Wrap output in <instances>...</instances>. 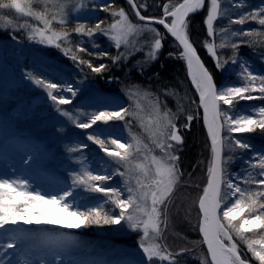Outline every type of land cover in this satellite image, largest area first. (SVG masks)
I'll return each instance as SVG.
<instances>
[{
	"label": "snow or ice",
	"instance_id": "snow-or-ice-1",
	"mask_svg": "<svg viewBox=\"0 0 264 264\" xmlns=\"http://www.w3.org/2000/svg\"><path fill=\"white\" fill-rule=\"evenodd\" d=\"M243 2L244 0H232L234 6H239ZM88 3L93 5L92 10L98 7L100 11L111 12L114 22L107 28H102L103 21L97 22L94 27L77 21L72 31L81 37L89 38L100 32L114 42L117 50L123 45L126 51H118L117 56L112 57L113 63L128 59L132 52L144 50V44L148 45V50L143 64L157 60L163 47L164 34L152 25H162L178 45L179 50L169 55L184 61L187 76L199 97L197 116L187 114L184 127L189 128L202 109L203 125L210 140L206 182L196 201L198 221L194 225L202 237L198 243L206 245L207 248V256L201 258L200 264H250L249 260L243 258L237 241L246 245L247 251L258 261V264H264V235L260 239H250L245 235L256 229H264V151H254L246 139L233 135L252 133L257 129L264 131V106L258 108L256 118L231 111L237 99H264V75L253 74L247 62L238 61L234 54L231 63L239 64L241 70L237 75L247 83L239 86L228 83L217 87L212 73L205 66L188 33L190 14L203 10L207 3L205 23L207 36L212 39H205L203 47L215 61L216 68L224 71L228 60H222L217 48L222 49L230 44L235 53L239 44L230 43L229 37L225 35L229 33L230 28H221L219 32L214 28V21L225 15L221 9V0H176V2L169 0L162 6L161 17L142 15L140 9L146 10V4L138 3L137 0H127L135 16L142 23H133L123 8L112 10L111 2L96 5V0H77L73 5L72 0H0V10H15L20 17H31L43 25V27H35L25 21L13 26L12 19L0 15V21H3L0 28L13 27V31L31 29L28 32L30 41L60 49L65 56L71 53L70 59L78 64H86L94 73H101L106 69V65L93 66L91 62L76 55L71 47H65L72 43L71 33L67 29L69 8L79 15ZM34 5H42V9ZM249 19L264 26V6L237 19L229 18V22L242 25ZM53 22L61 26L59 30L53 27ZM144 33H150V38L142 44H137L136 41ZM217 35L221 36L219 44L215 39ZM238 35L253 37L264 35V32L255 29L243 32L231 31V37ZM128 49L131 51H127ZM87 51L80 44L76 47V52ZM25 76L34 85L42 88L47 98L56 105L70 104L72 98L77 95L78 90L71 86L60 85L32 72L25 73ZM54 91L69 92L71 97L55 95ZM127 95L131 101L129 106L97 109L90 114L80 113L81 116L86 117L83 120L68 110L56 109L79 129L93 128L97 122L108 124L109 121L114 120L124 121L125 127L129 130V139L124 142L119 138L104 137L96 129L87 134V140L98 145L99 149L111 158V163L116 165L114 174L123 179L124 188L104 187L113 173L107 170L93 171L83 155L74 158L79 168L69 171L70 182L58 192L42 193L23 177H0V264H12L13 256L21 255L24 258L18 260L16 264H35L26 249L29 251L35 249L44 253L40 264H64L63 260L56 258L66 253L76 241L69 233L57 229L72 230L92 225H120L121 222H124L131 231L141 233L139 249L143 256L137 259L135 264H164V262L179 264L176 257L191 251L183 248L173 254L167 246L160 243L167 229L168 208L172 203L173 193L181 185L183 178L178 153L181 151L179 146L184 141L176 124L178 114L183 112V106L177 101L176 112L168 109L166 105L162 111L157 99L153 103V115L145 124L140 115L143 111L140 100L147 98L149 94L142 93L139 89H129ZM165 95H175V92L166 91ZM192 103L196 101L193 100ZM223 105L229 107L226 109L222 107ZM133 121L139 123L148 143L144 142L143 136L131 130ZM109 145H115V148L111 149ZM87 147V144H73L69 145L66 151L82 152ZM236 149L252 153L243 160V165L246 166L244 175L233 176L228 171L229 163L234 162L232 154ZM157 150L159 154H155ZM104 163L107 164L108 161ZM78 189L101 193L105 199L103 202L91 205L83 204L78 199ZM109 203L115 209H119L118 214L114 215L106 208ZM20 222L24 225L52 227L21 228L18 226ZM9 249L13 252L9 253ZM6 254L7 260H5ZM47 257L52 259L49 260Z\"/></svg>",
	"mask_w": 264,
	"mask_h": 264
},
{
	"label": "trees",
	"instance_id": "trees-1",
	"mask_svg": "<svg viewBox=\"0 0 264 264\" xmlns=\"http://www.w3.org/2000/svg\"><path fill=\"white\" fill-rule=\"evenodd\" d=\"M108 2L112 3V10L123 8L128 14L130 20L136 23H141L135 16L131 6L128 5L127 0H96V5ZM137 2L146 4L147 6L146 10L144 8L140 9L142 15L148 17H161L163 11L162 6L165 3H168L169 0H137ZM173 2H176V0H173ZM261 6H264V0H244L239 6H234L232 0H221V9L225 12V15L224 17H218L217 20L214 21V28L217 32H219L221 28H230L229 33L225 35L229 37L230 43L239 44V47L235 49V53L230 44L222 49L217 48V53L222 60H228L225 68L231 64V60L235 54L236 58L243 57L252 61L260 72L264 74V35L253 37L238 35L236 37H231V31L239 30L243 32L255 29L264 32V26L259 25L257 21L251 19L245 21L242 25L230 24L229 22V18L237 19L241 15H245ZM34 7L42 9V5H34ZM206 16L207 3L200 13L189 19L188 33L198 51V54L212 73L214 80L219 87L225 83L227 76L225 70L221 71L216 68L215 61L210 55H208L206 49L203 47V41L205 39H212L207 36V26L205 23ZM77 21L85 22L89 27H94L97 22L103 21L104 23L101 27L107 28L114 22L111 12L100 11L97 7L96 10H93V12L84 20L77 19L70 14L68 17L67 29L71 33L70 39L72 43L70 45H65V47H71L76 55L91 62L93 66L106 65L107 67L101 73H94L86 64H78L70 59L69 56L71 53L69 56H65L63 51L62 54H59L55 50H47L46 52L51 59L52 65L56 68L58 67L57 69L51 67L50 70H46L49 77L57 82L65 81L66 79L68 80L65 75L57 71L60 69L76 74L80 72L82 73V75L80 74L81 76L88 77L94 85L102 89H106L105 83H110V85H112L110 87L111 89H113V87L115 89V87L118 86H136V89L141 90L142 93L149 94L147 98L140 100V104L143 108L140 115L145 124L146 111L150 113L153 112V103L156 102L157 99L162 111L164 110V105H166L168 109L176 112L178 108L177 101L183 106V112L178 114V119L176 120L177 127L179 128L184 141L183 144L179 146L181 151L178 153L180 156L179 163L183 172V178L181 185H179L173 193L172 203L168 208L167 229L165 230L164 238L160 243L167 246L168 250L173 254L183 248L191 250L176 257L179 264H200L201 258L207 256V251L204 245L198 243L202 237L198 232V228L194 227V225H196L198 221V207L196 201L198 200L201 189L206 182L210 144L203 126L201 109L199 110V116L191 122L190 127H184L187 114L197 116L199 97L187 76L184 61L175 59L169 55V53H175L179 50L177 43L171 39L162 27L152 25L164 34V39L162 41L163 47L160 49L157 60L150 64H143L145 56L140 52L136 54L135 57H132L128 63H126L124 59H121L117 63H113L112 57L117 56L118 51L121 52V50H117L114 43L100 32L95 33L91 38L87 36L81 37L76 34L72 29L75 28ZM53 27L59 30L61 26L53 22ZM0 37L3 40L16 39L24 42L27 41V39L19 32L13 30H9L6 33H0ZM215 39L217 44L221 42L220 35H217ZM61 43L63 42L61 41ZM78 44L85 47L88 51L86 53L76 52ZM88 53L92 54L89 55ZM103 53H107V55H102ZM141 68H143V71H141ZM5 86L12 88L11 84L9 85L8 83L5 84ZM166 91H173L175 92V95H165ZM193 100H195L196 103H192ZM255 102H257L255 103L257 107L264 106V99H258ZM23 103L24 100L20 99L16 102H11L3 110H0V162L8 163L13 153L24 151L26 142L20 139L19 134L24 132H29V134L33 135L40 133L44 134L49 132L50 129L61 130V132H63L62 128L67 126V122H62L56 116L58 113L56 110L57 108L68 110L72 113L82 106L81 103L74 102L71 105H56L54 109L49 110L41 108L42 111L40 116H47L48 118L44 120L48 121L46 123H44V121H39L41 122L40 130H42L40 131L33 127L35 124L34 122L38 120V117L37 119L33 117V119H28L22 105ZM124 105L125 104L113 102L108 107L119 108ZM247 106V101L241 100L239 103H234L232 108L233 110L246 112L248 110ZM222 107L227 109L229 106L227 107L223 105ZM9 119L15 120L16 123L11 126V123L8 122ZM136 133L143 136L144 142L148 143L147 137L142 132L138 122H136ZM107 135H109L110 138H119V135L115 133L114 130L107 131ZM236 136L246 139L247 142L252 145L253 149H261L264 151V131L257 129L255 132ZM67 137L72 138L75 144H80V139L72 131L67 133ZM109 147L113 149L112 145H109ZM36 148L38 150L37 158L27 162L22 168V175H24L32 185H35L40 181L55 184L59 183L60 180L52 175V173L48 172V168L53 164L54 158L48 159L46 151L43 150L38 143L36 144ZM84 152L87 160L98 161L97 151L85 149ZM225 153L227 154V149H225ZM250 153L251 152L245 150L236 149L232 154L233 161L239 160L240 158H248ZM155 154H159L158 150ZM62 158L64 160L66 159V157ZM241 167L242 166L236 164L232 165L231 162L228 165V171H236ZM47 176H49V178H47ZM197 185L200 187H197ZM253 187L256 186L253 185ZM77 195L80 202L86 205L103 202L105 199L101 193H90L83 191L82 189L77 190ZM106 208L112 211L114 215L119 213V209H115L110 203L106 205ZM118 229L119 226L117 225H92L87 228L83 227V230L80 232L67 229H57L58 231L67 232L72 236H80L81 240L78 241L79 249L76 251L73 258L69 259L62 254V256L57 257L56 259H64L65 264H134L132 260L125 257L126 255H123L118 251L107 250V243H105L106 237L118 236ZM245 235L250 239H260V237L264 235V229H256ZM140 236L141 233L137 232L136 240H138ZM194 242L197 243L194 244ZM237 243L243 254V258L249 260L250 264H258V261H256L251 256V253L247 251L246 245L239 241H237ZM10 250L12 249L8 250L9 253L13 251L10 252ZM31 252V255L36 260L35 264L39 261L37 258L44 256L42 251L33 249ZM17 257L19 256H13L12 264ZM47 259L50 260L52 257H47ZM5 260H7V254L5 255Z\"/></svg>",
	"mask_w": 264,
	"mask_h": 264
},
{
	"label": "rangeland",
	"instance_id": "rangeland-1",
	"mask_svg": "<svg viewBox=\"0 0 264 264\" xmlns=\"http://www.w3.org/2000/svg\"><path fill=\"white\" fill-rule=\"evenodd\" d=\"M77 2V0H72V4L74 5ZM93 5L91 3L87 4V7L82 9L79 15L72 12L71 8H69V13L72 14L77 19L84 20L87 18L92 12H93ZM0 15H4L6 19H12L13 20V26L24 23L25 21L31 23L35 27H43L42 24H40L39 21H36L32 19L31 17H20L19 14L15 13V10H0ZM132 21V20H131ZM133 22V21H132ZM136 23V22H133ZM0 24H3V21H0ZM9 30H13V27H8L7 29L0 28V33H6ZM31 31V29L25 30V29H19L16 32H19L22 36H24L27 41H20V40H3L0 37V110H3L5 107H7L11 102H16L20 99L24 100L23 108L26 113V117L29 119H33L38 117V120L34 122V128L35 129H41V125L39 121H44L46 123L48 120L47 116H40L42 109L45 108L46 110L54 109L56 107V104L51 99L47 98L46 92L34 85L31 81H29L25 73L32 72L34 75H39L43 78H47L52 82L58 83L60 85L64 86H71L74 89H77V95L72 98L71 105L74 102L81 103V108L76 109L75 112H72L74 116H77L79 119L83 120L86 119L85 116H81L80 113H92L96 111L97 109H104L107 108L111 103H119V104H125L122 107H127L131 103L128 99V90L129 89H136V86H118L113 87L111 89L110 83L106 84V89H102L96 85H94L91 80H89L88 77L81 76L82 73H70L68 71L60 70L58 69L60 73L65 75L68 80L65 81H54L51 77L47 75L46 70H50L51 67L54 69H57L55 66L52 65L51 59L48 57L47 50L53 51L55 50L57 53L62 54V51L60 49H57L52 46H46L41 45L35 41H30L28 39V32ZM150 33H144L142 36L139 37L138 41H136L137 44H142L144 41L148 38H150ZM13 37V36H11ZM131 39V38H130ZM114 43V42H113ZM121 52H125L126 49L123 45H121L120 48ZM148 50V45L144 44V50L142 51H135L132 52V54L128 57V59L125 60L126 63L130 61L132 57H135L138 53H143L144 56H146V52ZM127 51H131V49H128ZM238 61L240 62H247V64L250 66V71L253 72V74L256 75H264L260 72V70L256 67V65L252 62L247 60L243 57H238ZM239 64H230L225 68V73L227 76V79L224 83H232L236 85H241L247 83V81H244L242 77L238 76L237 73L240 72ZM81 74V75H80ZM11 84L12 88H8L5 86V84ZM259 83L258 81L256 82ZM55 95L62 94L63 96L71 97V93L69 92H59L54 91ZM259 94V93H253ZM260 95V94H259ZM258 99L255 100H244L248 103V110L244 114L252 115L253 118H256V111L259 107L255 103ZM241 100H238L234 103H239ZM259 105V104H258ZM102 106V107H101ZM227 106V105H225ZM228 107V106H227ZM257 107V108H256ZM232 112H240V110H231ZM241 113H243L241 111ZM153 115V112H147L146 111V124L148 119H150ZM62 122H67V126L63 127V132L58 131L56 129H50L49 132L44 134H29V132H24L20 135V139L23 140L25 143L24 151L22 152H16L11 155V159L8 161V163L0 162V177L8 176V177H23L22 175V168L27 164L28 161H31L32 159L37 158L38 156V150L36 148V144L38 143L43 150L46 151V156L48 159L54 158L53 164L48 168V172L52 173L56 178H58L60 181L59 183H50L45 181H40L39 183H36L33 185L36 190L41 191L42 193H54L58 192L61 189H63L67 183H69V176L68 173L70 170L78 169L79 165L75 163L74 158L79 157L83 155L86 156L84 150L85 149H92V151H97V160H87L90 164L93 171H104L107 170L112 174V178L105 182L104 187H111V188H124L123 179L119 175L114 174V169L116 165L111 163V158H109L103 151L99 149V146L92 143V141L87 140V134L91 133L93 129L98 130L100 133L103 134L104 137H109L107 135V131L114 130L115 133L119 135V139L121 142H124L129 139V130L125 127L124 121H109L108 124H103L102 122H97L96 125L93 126V128L90 129H79L74 126V124L69 121L66 117L60 115L58 112L56 115ZM33 117V118H32ZM9 123H11V126H13L16 122L13 119L8 120ZM131 130L133 132H136V121L133 122ZM42 131V130H40ZM72 131L75 133L78 138L80 139V144H87L88 147L83 149L82 152H75V153H69L66 151V148L69 145L75 144L73 142V139L70 137H67V133ZM246 133H235L233 135H243ZM113 149L115 148V145H112ZM256 152L263 151L261 149H253ZM252 153L248 157H250ZM62 157H66L64 160ZM246 158H240L239 160H234L232 162L233 164L242 166L239 170L231 171L230 173L235 176L237 174L244 175V166L243 160ZM108 161L107 164L104 162ZM62 173H61V172ZM50 175V174H49ZM49 178V176H47ZM27 179V178H26ZM134 184V181H133ZM124 196H127V192L125 191ZM19 227H26V228H47L52 226H45V225H24L22 222L19 223ZM119 226V234L118 236H112V237H106L105 243H107L108 251H118L123 255H126L125 257L132 260L135 264V261L137 259L142 258L143 253L139 249V242L140 238L136 240V233L134 231H131L124 222H121ZM68 230V229H67ZM83 230V227L80 229H72L70 231L80 232ZM76 244L68 249L66 253L63 255L70 258L74 257V254L76 251H78V241H80V236H73ZM121 242V243H119ZM258 247V245H257ZM12 250H10L11 252ZM32 258V260L35 262L36 260L31 255V251L28 249L25 250ZM13 252V251H12ZM24 257L21 255L16 258V260L13 262V264H16L18 260H22ZM42 257H39V261L36 262V264H40V260ZM64 262V259H63ZM65 264V263H64ZM164 264H167V262H164Z\"/></svg>",
	"mask_w": 264,
	"mask_h": 264
},
{
	"label": "water",
	"instance_id": "water-1",
	"mask_svg": "<svg viewBox=\"0 0 264 264\" xmlns=\"http://www.w3.org/2000/svg\"><path fill=\"white\" fill-rule=\"evenodd\" d=\"M202 10H200V11H198V12H196L195 14H190V16H189V19L191 18V17H193L194 15H196V14H198V13H200ZM138 19V18H137ZM140 22V21H139ZM142 23V22H141ZM154 26H159V27H162L163 28V26L162 25H154ZM165 30V29H164ZM166 31V30H165ZM169 36H170V34H168ZM171 37V36H170ZM171 39L173 40V41H175L174 40V38H172L171 37ZM202 59V58H201ZM206 66V65H205ZM215 81V80H214ZM216 83V82H215ZM217 85V84H216ZM224 84H222V85H220L219 87H221V86H223ZM218 87V86H217ZM198 95V94H197ZM202 110V109H201ZM204 126V125H203ZM205 128V127H204ZM205 131H206V134H207V130H206V128H205ZM207 138H208V136H207ZM208 141H209V144H210V140H209V138H208ZM205 246V249H206V251H207V248H206V245H204ZM209 258V260H210V257H208Z\"/></svg>",
	"mask_w": 264,
	"mask_h": 264
},
{
	"label": "flooded vegetation",
	"instance_id": "flooded-vegetation-1",
	"mask_svg": "<svg viewBox=\"0 0 264 264\" xmlns=\"http://www.w3.org/2000/svg\"><path fill=\"white\" fill-rule=\"evenodd\" d=\"M241 112V111H240Z\"/></svg>",
	"mask_w": 264,
	"mask_h": 264
}]
</instances>
